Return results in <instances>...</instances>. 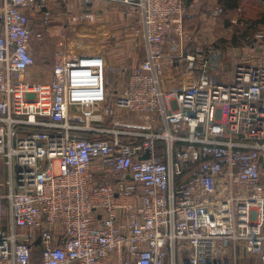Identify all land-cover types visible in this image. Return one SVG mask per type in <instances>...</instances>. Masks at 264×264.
I'll return each instance as SVG.
<instances>
[{
  "label": "built area",
  "instance_id": "obj_1",
  "mask_svg": "<svg viewBox=\"0 0 264 264\" xmlns=\"http://www.w3.org/2000/svg\"><path fill=\"white\" fill-rule=\"evenodd\" d=\"M72 1L0 0V264H264V30L260 59L217 80L190 0H82L143 35L112 95L99 54L35 71L51 3Z\"/></svg>",
  "mask_w": 264,
  "mask_h": 264
},
{
  "label": "rangeland",
  "instance_id": "obj_2",
  "mask_svg": "<svg viewBox=\"0 0 264 264\" xmlns=\"http://www.w3.org/2000/svg\"><path fill=\"white\" fill-rule=\"evenodd\" d=\"M108 3L114 5L110 7ZM94 4L96 6L93 8L82 0H73L68 6L62 4L59 10L61 14H65L64 20L55 23L54 19H52L49 30L44 36V41L42 43L37 40L35 41L36 47L38 48V56L40 58L37 59V64L39 61L40 65H45L44 67L47 69L50 68L45 74L40 71V73L43 74V79H50L49 72H52L53 56L57 50L68 49L67 51L74 61H84L89 55H98V49L106 50L111 54L114 53L112 50H125L126 46L124 44L119 48H116L117 44L115 48L112 47L110 43L114 42L115 39L109 36L110 33L107 32V30H121L122 32V28H126L125 23L115 21L117 19L115 16L117 13L126 16L124 14V8L115 2H95ZM205 5L209 7L206 8V12L205 9L201 10V19L197 18V20H195L192 17L188 22L190 16H186V28L189 33H198L199 43L205 46L213 45L214 48L221 53V60H217L220 69L219 71H215L216 78L219 76L221 80H229L230 77L227 75L229 70H224L223 65L230 62L233 64V55H235V53L242 54L241 57H243L246 55V52L249 50L250 52L252 51V46L255 43V36L259 31L258 26L254 25V20H257L256 18L262 16L264 13V0H244L240 10L232 13H226L224 10L222 15L218 18L212 16L213 10L222 8L218 0H208ZM126 18L128 17L126 16ZM128 19L131 20L130 18ZM55 28L61 31V33L56 34ZM134 32H136V30ZM114 33L115 32H113V34ZM123 33L125 34V32L121 34ZM236 46L243 49L234 50ZM258 58L260 59L259 56ZM258 58L255 57L254 59L258 60ZM129 60L132 65L131 59ZM131 65H129V68H131ZM128 69L126 73L123 72L121 74L120 86H114V82L112 81L113 78L110 79L111 84L109 90L112 95L124 89L129 77L130 69ZM83 112L85 113L86 110H82L81 113ZM124 116L129 117L131 115L125 112ZM56 172H58V165H56ZM244 263L262 264L257 258L252 259L251 257L245 260Z\"/></svg>",
  "mask_w": 264,
  "mask_h": 264
},
{
  "label": "crops",
  "instance_id": "obj_3",
  "mask_svg": "<svg viewBox=\"0 0 264 264\" xmlns=\"http://www.w3.org/2000/svg\"><path fill=\"white\" fill-rule=\"evenodd\" d=\"M207 1L208 0H194L188 4L187 12H188V16H190L188 19V22L190 19H192V17L195 20H197V18L201 19V17H202L201 16L202 15L201 10L205 9V12H206L207 11L206 8L209 7L208 5L207 6L205 5V3ZM108 4L110 7H111V5H114L112 3H108ZM51 6L53 7V10H54V16H53L54 22L59 23L60 21H63L65 14H61V11L59 10V8H60L59 4L51 3ZM95 6H96L95 4H92V6H90V7L93 8ZM55 12L58 14H56ZM115 16L117 17V19L115 21H121V22L125 23L126 28H122L123 29L122 32H125L126 35L124 33L121 34L122 33L121 30H114V31H108L107 30V32L110 33L109 36H112V38L115 39V41L111 42L110 44L114 48L116 47L115 46L116 44H117L116 48H119L124 44L126 46V48L124 51L112 50L114 52L113 54L107 52L106 50L98 49L99 52H97V53L102 56L103 62H104V67L109 69L110 79L113 78L112 81L114 82V86H117V85L120 86V80H121V76H122L120 74V72L121 71H122V73L127 72L126 70L130 67L129 65H131L129 59H131V63H132L131 68H129L130 69L129 73H131L138 67L139 63L143 59L144 54H145V50H144L143 35H142L140 28L137 26V24H135L133 21L126 18V16H123V14H121V13H117ZM133 26H134V29L136 30V32H134L135 30L133 29ZM57 28H58V25H57ZM54 30H55L56 34L61 33V31L56 30V28ZM54 30H52V31H54ZM113 32H115V33L113 34ZM124 40H125V42H124ZM137 40H139V41H137ZM125 43H127V44H125ZM240 49H243V48H240L238 46L234 47V50H240ZM34 51H35L36 58L40 59L38 56V48L36 47ZM55 54H54L53 58L55 57ZM256 54H257V56H256ZM89 56H91V55H89ZM241 56H242V54H236L235 53V55H233L234 63L232 64L230 62V63H226L223 65L224 70H229L227 75L230 77V79L233 75L235 66L238 63H240V62L248 63L251 61H258L259 60L258 56L260 57L258 52L257 53L254 51L250 52V50L248 52H246V55H244L243 57H241ZM46 57H47V55H46ZM255 57H257L258 60H255L254 59ZM44 66L45 65H43V66L40 65V63L38 61V64L35 67V71L40 75H43L42 73H40V71L45 74V72H48L47 70L50 68L47 69ZM38 70H39V72H38ZM50 75L52 76V72H49V77L51 78ZM218 79L221 80V77L217 76V80ZM224 80L227 81V79H224ZM186 85H189V83H187ZM181 86H183V84H181ZM124 114H125V112L120 113V119L129 120V121H131L133 119L131 116H129V117L127 116L128 118L125 117Z\"/></svg>",
  "mask_w": 264,
  "mask_h": 264
},
{
  "label": "trees",
  "instance_id": "obj_4",
  "mask_svg": "<svg viewBox=\"0 0 264 264\" xmlns=\"http://www.w3.org/2000/svg\"><path fill=\"white\" fill-rule=\"evenodd\" d=\"M194 0H190L192 2ZM244 0H218V3L222 8L225 10L226 13H232L236 12L237 10H240L241 6L243 5ZM257 20H254V25L258 26L259 31L264 30V13L262 16H258L256 18ZM39 251H34V263L39 264Z\"/></svg>",
  "mask_w": 264,
  "mask_h": 264
},
{
  "label": "water",
  "instance_id": "obj_5",
  "mask_svg": "<svg viewBox=\"0 0 264 264\" xmlns=\"http://www.w3.org/2000/svg\"><path fill=\"white\" fill-rule=\"evenodd\" d=\"M150 157V153L148 152L146 155L143 156V159L149 158ZM37 243H40V239L38 240Z\"/></svg>",
  "mask_w": 264,
  "mask_h": 264
}]
</instances>
